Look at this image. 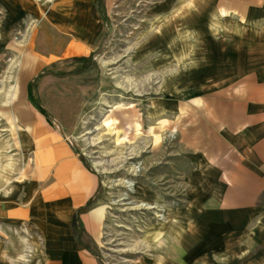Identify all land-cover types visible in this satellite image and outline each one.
<instances>
[{
    "label": "rangeland",
    "instance_id": "obj_1",
    "mask_svg": "<svg viewBox=\"0 0 264 264\" xmlns=\"http://www.w3.org/2000/svg\"><path fill=\"white\" fill-rule=\"evenodd\" d=\"M27 1L40 16L0 0V199L62 142L97 177L86 243L104 264H226L182 222L177 120L211 72L264 57V0ZM1 235L0 264H35L14 230Z\"/></svg>",
    "mask_w": 264,
    "mask_h": 264
},
{
    "label": "crops",
    "instance_id": "obj_2",
    "mask_svg": "<svg viewBox=\"0 0 264 264\" xmlns=\"http://www.w3.org/2000/svg\"><path fill=\"white\" fill-rule=\"evenodd\" d=\"M29 3L6 0L4 8L12 17L40 16ZM229 69L211 72L207 93L177 120L188 155L183 206L191 213L182 222L195 225L198 239L215 241L226 264H264V57L241 56ZM34 165L30 178L0 199V229L14 230L35 264H104L86 243L100 224L92 216L100 204L96 175L57 141Z\"/></svg>",
    "mask_w": 264,
    "mask_h": 264
},
{
    "label": "bare ground",
    "instance_id": "obj_3",
    "mask_svg": "<svg viewBox=\"0 0 264 264\" xmlns=\"http://www.w3.org/2000/svg\"><path fill=\"white\" fill-rule=\"evenodd\" d=\"M5 31V30H4ZM5 32H3V36L1 37L0 39V48L4 47V43L5 41L7 40L6 37H5ZM14 91H15V88H14Z\"/></svg>",
    "mask_w": 264,
    "mask_h": 264
}]
</instances>
